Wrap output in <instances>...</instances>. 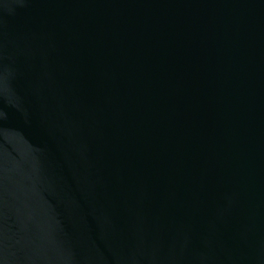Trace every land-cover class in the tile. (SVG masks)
Masks as SVG:
<instances>
[{
    "label": "water",
    "instance_id": "95a60500",
    "mask_svg": "<svg viewBox=\"0 0 264 264\" xmlns=\"http://www.w3.org/2000/svg\"><path fill=\"white\" fill-rule=\"evenodd\" d=\"M0 264H264V0H0Z\"/></svg>",
    "mask_w": 264,
    "mask_h": 264
}]
</instances>
